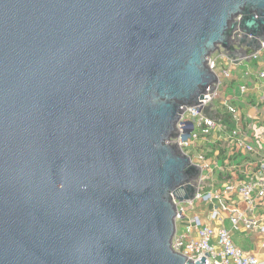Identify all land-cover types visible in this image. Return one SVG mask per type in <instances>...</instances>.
Returning <instances> with one entry per match:
<instances>
[{
	"label": "water",
	"instance_id": "obj_1",
	"mask_svg": "<svg viewBox=\"0 0 264 264\" xmlns=\"http://www.w3.org/2000/svg\"><path fill=\"white\" fill-rule=\"evenodd\" d=\"M263 43L264 0H0V264H205L172 249L201 170L169 142L207 59Z\"/></svg>",
	"mask_w": 264,
	"mask_h": 264
},
{
	"label": "built area",
	"instance_id": "obj_2",
	"mask_svg": "<svg viewBox=\"0 0 264 264\" xmlns=\"http://www.w3.org/2000/svg\"><path fill=\"white\" fill-rule=\"evenodd\" d=\"M262 51L248 53L237 60V64L221 52L212 54L207 59V65L217 76L218 82L207 90L204 100L199 101L203 104L184 109L176 125L177 136L169 142L177 145L191 163L201 170L196 180L197 187L194 186L197 189L194 201L181 204L174 198L177 206L176 223L184 219L188 223L184 235L176 231L172 249L195 263L205 258V264H264L237 247L231 232L226 228L214 230L200 216L187 217L193 208L207 204L211 207L212 219L222 220L223 217L235 231L243 228L264 235L263 221L253 215L255 202H264V153L249 142L247 135L239 128L238 109L233 104V98L227 94L233 68L239 63L259 59ZM260 78L264 79V70ZM246 90L247 87L241 88L242 93ZM231 124H235V127L230 128ZM226 148H231L232 152H225L227 156L223 158ZM245 159L249 162L257 160L259 169L252 176L246 175L242 168L241 162ZM241 176L247 177L244 180L240 179ZM221 177H224V184L218 180ZM183 195L184 191L178 193V196ZM238 199L246 205L245 211L238 208ZM262 246L264 248V243Z\"/></svg>",
	"mask_w": 264,
	"mask_h": 264
},
{
	"label": "crops",
	"instance_id": "obj_3",
	"mask_svg": "<svg viewBox=\"0 0 264 264\" xmlns=\"http://www.w3.org/2000/svg\"><path fill=\"white\" fill-rule=\"evenodd\" d=\"M264 70V50L261 52L259 59L250 62L239 63L233 68V78L227 85V94L233 98V104L238 109V118L240 119L239 128L247 135L249 142L253 143L262 154L264 153V79L260 78V74ZM247 87L242 93L241 88ZM235 124H231L230 128H234ZM223 152V151H222ZM232 149L226 148L223 158L227 156ZM251 158H249L250 160ZM243 164L246 175L252 176L258 171V163L256 159L250 162L245 159ZM247 176H241L244 179ZM224 184V177L218 178ZM237 206L241 210H246V205L238 199ZM256 206L253 211L254 217L260 219L264 223V202H255ZM210 205H199L193 208L187 214V217L200 216L204 223L214 230L221 227L231 232L232 239L237 247L245 254L256 257L260 262L264 263V235L258 231L233 230L231 223L222 217V220L212 219ZM188 223L187 219L177 224V233L184 235L185 227ZM193 237H196L193 234ZM216 243V239H214Z\"/></svg>",
	"mask_w": 264,
	"mask_h": 264
}]
</instances>
